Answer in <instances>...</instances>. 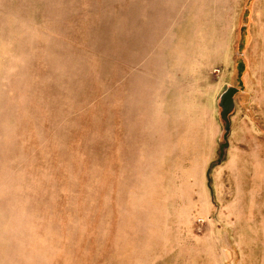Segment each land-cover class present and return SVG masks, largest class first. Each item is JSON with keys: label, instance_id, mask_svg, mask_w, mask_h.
<instances>
[{"label": "rangeland", "instance_id": "374dc122", "mask_svg": "<svg viewBox=\"0 0 264 264\" xmlns=\"http://www.w3.org/2000/svg\"><path fill=\"white\" fill-rule=\"evenodd\" d=\"M0 264H264V0H0Z\"/></svg>", "mask_w": 264, "mask_h": 264}, {"label": "water", "instance_id": "95a60500", "mask_svg": "<svg viewBox=\"0 0 264 264\" xmlns=\"http://www.w3.org/2000/svg\"><path fill=\"white\" fill-rule=\"evenodd\" d=\"M220 105L223 109L222 111V120L226 124V133L230 132V122H229V115L232 113L235 107L234 101V89L229 88L222 96Z\"/></svg>", "mask_w": 264, "mask_h": 264}]
</instances>
